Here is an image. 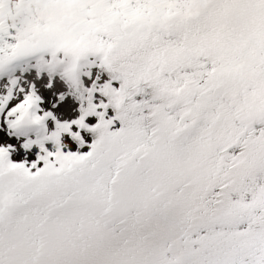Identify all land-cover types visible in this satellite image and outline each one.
Returning <instances> with one entry per match:
<instances>
[{"label": "snow or ice", "instance_id": "snow-or-ice-1", "mask_svg": "<svg viewBox=\"0 0 264 264\" xmlns=\"http://www.w3.org/2000/svg\"><path fill=\"white\" fill-rule=\"evenodd\" d=\"M33 2L49 5L43 25L59 0ZM105 7L119 15L69 54L66 74L98 54L109 75L82 84L76 118L38 114L41 96L14 75L0 93L4 123L25 137L20 150L37 148L30 162L13 161L16 146L0 144V264H264V0ZM31 19L0 25V74L34 57L39 75ZM47 56L61 63L65 50ZM14 87L22 99L5 111ZM81 129L93 134L87 151ZM62 134L75 151L61 150Z\"/></svg>", "mask_w": 264, "mask_h": 264}, {"label": "bare ground", "instance_id": "bare-ground-1", "mask_svg": "<svg viewBox=\"0 0 264 264\" xmlns=\"http://www.w3.org/2000/svg\"><path fill=\"white\" fill-rule=\"evenodd\" d=\"M6 3L8 5V14L6 20H3V25L11 31L13 25L19 27L24 22L26 14L28 17L32 18L28 21V23L30 24L33 35L37 37L35 41L37 44L46 43L50 36L61 31L51 28L56 18L65 19L67 21L71 20L73 21V23L77 25L79 24V26H75L81 27L78 29L72 28L73 30L70 32V34L67 33L68 40L74 42L69 45V50H79L81 47L88 43V37L86 35H83V29L91 26H100L99 19L94 23L88 22V17L90 15V11H88V4H85L82 9L71 8L68 13L62 12L59 9L60 6H62L61 3L57 2L52 6L53 13L47 19L46 23L43 25H39L36 23V19L42 16L46 11V9L41 10L39 3H28V0H6ZM21 9H23V11H21ZM91 12L96 15V18H101V16L105 15V13L98 12L96 10H92ZM44 63L47 62L44 61ZM17 66L18 68L16 66H13V71L7 74L6 77L0 79V93H3L5 91L8 76L14 75L18 77L17 87H23L25 92L27 91V86L29 84H33L37 94L41 96V100L39 102L40 111H52L57 120H72L76 118V115H79L78 109L81 102L77 100L78 94L72 92V90L66 83H64L54 75H47L42 72H39V75H37L35 69H33L34 67H32L30 63H20ZM21 68H24L25 70L21 72ZM88 71L90 73L89 77H84L83 74L81 80L82 84H85L87 87L89 86L91 81L93 79H96L97 77H99V79H97V84L102 83L103 80L106 79L96 65L86 69L85 73ZM49 76H52L51 84L50 86L45 87V85L48 84ZM13 92V98L10 101L9 105L5 107V111H7V107L11 106V103L17 102L19 99H22L23 94L17 92L15 87L13 89ZM59 94H63V100L58 99ZM95 101L96 98L94 96L93 102L95 103ZM53 105H56V107H53ZM88 119L89 117H86L85 122H87ZM47 126L49 130H51V128L53 127L50 118L47 120ZM71 129L72 131H76V126L72 125ZM10 133V130L4 123V114L3 112H0V141H2L4 144L11 143L16 146V151L12 153L14 159L20 160L23 157L26 159V162H30L32 159H34V154L37 151L36 146L33 145L32 149L25 153L19 148V144L25 139V137ZM80 133H83L82 129L80 130ZM61 140L62 145L67 146L66 148L62 147V151L72 150L75 148L73 141H71L70 138L67 137V134H62ZM45 148L49 151L54 150L50 142L45 143Z\"/></svg>", "mask_w": 264, "mask_h": 264}, {"label": "water", "instance_id": "water-1", "mask_svg": "<svg viewBox=\"0 0 264 264\" xmlns=\"http://www.w3.org/2000/svg\"><path fill=\"white\" fill-rule=\"evenodd\" d=\"M62 12H65V9L63 6H60L59 8ZM110 13V12H109ZM92 14V18H91V23H94L95 21H98L99 19V27L98 26H91V27H88V28H85L83 29V35H86L88 37V43L91 42L90 38L92 36V34L98 29V28H101V27H107L108 25H110L114 19H111L109 14H107L106 16L104 17H101V18H96V15L93 14L92 12L90 13ZM51 28H54V29H58V30H61L59 31L57 34H53L50 38H53V40H57L59 43H64V44H67L70 42V40H68L67 38V33L70 34V32L73 30L72 28H81V27H77V26H73L71 25L67 20L65 19H61V18H56L55 19V22L53 23V25L51 26ZM43 47V49H45V47L43 45H41ZM47 55H50V53L48 51H43L42 53H38V58L41 59V62L39 64V72H42V73H45V74H49V75H54L56 77H58L60 80H62L64 83H66L70 89L72 90V92L74 93H77L78 96L80 94H82V76L83 74L85 73V70L96 65L98 67V69L103 73L104 77L106 79L109 78V75L107 72L104 71L103 67L102 66H99V57H98V54L97 55H92V54H88L87 56L83 57L81 60V63L80 65L78 66V69L76 71V74H75V71L73 72V78L76 77L77 80L75 81L76 83L74 84V82H72L73 80L69 79L70 75L69 73H65L62 77L58 75L59 73V70H58V66H53V67H50L49 69H47V63H44L45 59L48 58ZM59 55V54H58ZM35 60L32 58L28 63L31 64L32 67H34L33 69L36 68V65H35ZM55 62V61H53ZM55 63H58V62H55ZM16 67L18 68V66L16 65ZM60 68V67H59ZM1 78H4L3 76H1ZM112 84L113 86H118V82L116 81H112ZM84 87H87L85 84H83ZM78 96H77V100H78ZM93 96H95L96 98V101L97 99H104L103 97L100 96L99 93H93ZM79 101V100H78ZM95 101V102H96ZM40 102V101H39ZM80 102V101H79ZM99 110V109H97ZM107 112V115H112V109L111 108H108L106 110ZM78 115H76L77 117ZM95 119L96 117L95 116H89V119L86 123H89V124H92L95 122ZM48 120V119H47ZM47 125V124H46ZM48 127V126H47ZM10 130V129H9ZM10 132L12 133V130H10ZM82 132L83 133H80L81 137L85 140V144L82 145L80 147V151H87L88 149V144L90 143L91 139L93 138V134L92 133H88L86 132L85 130L82 129ZM15 134V133H13ZM74 145H75V148L72 149V150H69V151H75L76 150V144L75 142H73ZM0 144H4L2 141H0ZM10 159L12 160H17V159H14L13 156H12V153L10 155ZM19 161V160H17ZM38 164H42V161L41 162H38Z\"/></svg>", "mask_w": 264, "mask_h": 264}, {"label": "clouds", "instance_id": "clouds-1", "mask_svg": "<svg viewBox=\"0 0 264 264\" xmlns=\"http://www.w3.org/2000/svg\"><path fill=\"white\" fill-rule=\"evenodd\" d=\"M61 5L66 8H75L82 9L85 4L89 5L88 11L96 10L98 12L108 13L111 19H115L119 13L117 12H108V8L105 7V0H59ZM41 10L46 9L49 5L47 2L39 3ZM185 13L193 14L195 11V4L189 2L187 4L182 5ZM192 9V13H189L188 10ZM179 11V9H177ZM8 14V5L6 0H0V25H3L4 18L7 17ZM167 15V12L165 13ZM28 118L25 117L23 123H27Z\"/></svg>", "mask_w": 264, "mask_h": 264}]
</instances>
